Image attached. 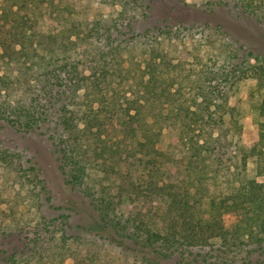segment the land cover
I'll return each mask as SVG.
<instances>
[{
	"label": "trees",
	"instance_id": "obj_1",
	"mask_svg": "<svg viewBox=\"0 0 264 264\" xmlns=\"http://www.w3.org/2000/svg\"><path fill=\"white\" fill-rule=\"evenodd\" d=\"M236 1L246 13L264 9L263 0ZM135 3L147 11L143 16L145 19L151 17L154 24L143 26L144 30L139 31L137 25L138 20L143 19L141 16L130 23L121 18L112 22H96L92 35L97 38L105 36L108 41L106 48L98 51L103 57L116 52L118 48L122 50V43L130 44L129 41L136 38L160 39L157 41L160 42L165 35L181 37L186 24L177 13V3L173 6L176 10L166 21L159 16H156V20L151 11L154 10L152 3H146V0H136ZM166 28H169L168 32H165ZM15 29L20 31L18 38L6 36V32L0 36V46L4 49V57L8 56L11 61L19 63L16 54L24 52L26 46L23 44L20 49L16 45L22 38L36 41L39 32L28 30L25 26ZM123 35H127L123 41L114 43ZM158 48L154 46L150 50L151 64L156 63L157 68H152L151 64L150 68L140 64L135 66L134 63L120 65L112 70V75L121 76L117 82L114 78H107V66H102V63H94L90 66L91 73L87 74L86 70L71 61V54L67 50H62L63 56L57 58L59 63H48L40 68L35 82L33 78L26 81L21 78L20 92L23 96L15 100L8 97V75H0V120L18 132L36 133L53 141L66 184L84 197L89 191L92 200L95 199L94 205L102 225L114 238L134 244L137 249L135 261H140V264H165V258L182 251L191 253L194 247L234 250L242 248L249 240L258 242L259 248L263 249L264 183L259 182L257 176L264 174V89L260 90L258 97L261 116L258 122L259 136L251 142H242V124L236 113L238 108L229 105L230 96L220 86L231 78L227 66L209 70V74H212L209 83H218L219 86L215 87L217 90L185 96L180 88L172 90V82L167 86L160 84L159 81L175 78L169 71V65H165L168 61L166 56H170V53ZM35 52L36 49L32 48L29 53ZM253 58L258 64L250 65L259 73L258 78H263L264 68L258 57ZM170 65L174 66L173 63ZM177 69L183 73L181 66ZM32 72L35 73L34 70ZM81 87L85 88L84 94H80ZM200 95L202 100L199 102ZM167 102L168 106L163 107ZM174 103L176 108H172ZM170 104L172 107L168 108ZM213 105L215 108H212ZM171 115L176 118L177 115L183 116L176 132H171ZM95 127L98 128L93 131ZM101 129L106 132L104 145L108 146L110 142L106 149L112 150V155L126 151L122 143L129 134L132 138H138L137 144L149 145L146 162L149 168L145 175L139 176V185L150 204L158 212H163L165 222L161 226L150 224V218L142 214L143 208L133 202L124 203L119 193L106 188L97 196L96 190L92 192L87 176L94 171V167L99 166L93 160L102 156H90L92 159L89 158V161L84 157L88 148L93 146L94 135L102 137ZM66 131H69V137L65 136ZM10 155V151L0 149V161L11 164L16 157L19 163L17 168L21 170L25 165V154L18 153L8 158ZM251 158L256 159L255 172L248 168ZM105 164L106 159H103L102 165ZM29 169L31 172L20 176L24 178L27 194L38 206V220L28 223L22 220V226L14 232L12 226L5 223L9 217L3 218L0 223V264L55 262L57 259L50 258L49 253L57 254L56 249L65 248L71 237L68 214L60 212L48 217L42 212L46 201L51 203L53 196L51 193L45 195L47 185L39 169L36 166ZM13 205L15 209L11 206L10 212L17 211V204ZM232 211L241 216L237 227L230 231L225 226V215ZM216 245H219L218 248ZM250 250L254 251L252 248ZM197 257L192 263L211 264L208 256ZM60 263L66 264L63 260Z\"/></svg>",
	"mask_w": 264,
	"mask_h": 264
},
{
	"label": "rangeland",
	"instance_id": "obj_2",
	"mask_svg": "<svg viewBox=\"0 0 264 264\" xmlns=\"http://www.w3.org/2000/svg\"><path fill=\"white\" fill-rule=\"evenodd\" d=\"M135 1L0 0V36L8 32L6 36L18 38L17 34L20 31L15 27L22 26L39 32L36 35L37 42L33 38H22L16 45V48L20 49L23 44L26 46L24 52L16 54L19 63L11 61L8 56L4 57V49L0 46V75L4 77L8 75L7 80L10 81L7 87L8 97L11 100L22 97L21 78H24L23 81L33 78L35 82L40 68L46 67L48 63H59L57 58L63 56L62 50H67L71 54V61L86 70L87 74L91 73L90 66L94 63H102V66H107V78H114L117 82L121 76L112 75V70L129 63L150 68L153 62L150 50L158 46L160 51L165 50L164 53H170V56H166L168 61L165 65H169L171 68L169 71L175 78L166 82L159 81L160 84L167 86L172 82V90L180 88L185 96L191 97L203 91L217 90L215 87L219 86L218 83L214 84L213 81L209 83V78L212 77L209 70L226 65L231 72V78L220 86L230 96L229 105L238 108L236 113L239 123L242 124L240 140L251 142L258 138V122L261 120L258 112L260 100L258 97L260 90L264 89V77L258 78L259 73L250 64H258L255 58L251 59L255 56L259 58L260 65L264 68V9L246 13L238 6L236 0H146V3H152L153 15L159 16L164 21L169 20L172 12L176 10L173 6L178 4L177 13L186 24L185 30L181 32L182 38H177L173 34L161 35L163 37L160 36L162 40L160 42H157L160 39L156 41L146 40L145 37L136 38L129 41L130 44L122 43V50L118 48L116 52L103 57L99 54L100 48H106L108 41L105 36L97 38L92 35L96 22L105 23L104 20L112 22L121 18L124 22L130 23L141 16L143 19L138 20L137 25L139 31L144 30L143 26L154 24L150 20L151 17L145 19L143 14L147 11L140 8V4ZM26 15L28 17L25 18ZM164 30L168 32L169 28ZM126 37L127 35H123L114 43H119ZM32 48L36 49L35 54L29 53ZM171 63L174 66L178 65L174 67L170 65ZM151 66L157 68L156 63ZM178 66H181L183 73L178 71ZM33 70L35 73L32 72ZM79 91L80 94H84L85 88L81 87ZM198 100L199 102L202 100V95ZM168 104L165 103L163 107L166 108ZM170 107L171 104L168 108ZM172 108H176V103ZM212 108H215V105ZM177 116L178 118L171 115L170 124L173 126L171 132H176L180 120H183L182 115ZM97 128L95 127L93 131ZM100 131L102 137L98 138V135H94L93 146L88 148L84 157L89 161L90 156H102L93 160L98 162L99 166L94 167V171L87 176L92 192L96 190L97 196L106 188L119 193L124 203L133 202L137 207H142V214L150 218V224L155 227L161 226L165 222L163 212H158V209L150 204L144 195V189L140 190L142 186L139 185V176L148 172L149 166L146 162L149 145L137 144L138 138H132L129 134L122 143V148L126 151L122 150L112 155V150L106 149L109 148L110 142L107 143L108 146L104 145L106 132L104 133L102 129ZM68 133L69 131H66L65 136L69 137ZM76 135L72 138L75 139ZM60 139L64 140L62 136ZM53 148V141L51 142L47 137L36 133L18 132L5 121L0 120V149L10 151L11 155L8 158L18 153H23L26 157L25 165L21 170L18 169L19 163L16 157L12 159L11 164L0 161V223L3 222V218L9 217L5 223L11 225L15 232L22 226V220L27 223L38 220V206L27 194V188L23 185L24 178L20 176L31 172L30 166H36L47 185L45 195L51 193L53 196L51 203L46 201L42 212L48 217L59 215L60 212L68 214L70 222L68 231L71 237L68 245L65 248H57V254L52 255L50 252V258L57 260L45 264H61L60 260L66 264H140V261H135L137 249L134 244L114 238L102 225L94 205L95 199L92 200L89 191L87 197H84L76 193L70 184H66ZM140 151L141 155H139ZM103 159H106L105 165H102ZM118 159H121L122 163L117 162ZM248 168L255 172V158L249 159ZM257 180L264 183V174L257 176ZM26 183L28 184L29 181ZM13 203L17 204L16 212L9 210L11 206L15 209ZM240 216L238 212L227 213L226 228L233 231L239 223ZM16 236L17 234L12 242ZM218 246L216 245L217 248ZM213 248L203 246L192 248L191 253L182 251L176 256L165 258V264H194L192 260L197 256L199 259L208 256L211 264H264V248L260 249L259 243L252 240L242 248L238 247L234 250H227L224 247L218 248L219 250ZM250 248L254 251L251 252Z\"/></svg>",
	"mask_w": 264,
	"mask_h": 264
}]
</instances>
